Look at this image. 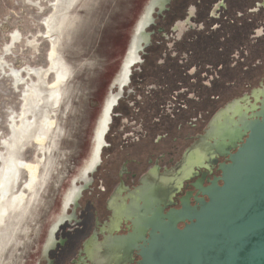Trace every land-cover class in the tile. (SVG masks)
Wrapping results in <instances>:
<instances>
[{"label": "flooded vegetation", "instance_id": "1", "mask_svg": "<svg viewBox=\"0 0 264 264\" xmlns=\"http://www.w3.org/2000/svg\"><path fill=\"white\" fill-rule=\"evenodd\" d=\"M163 1H144L103 99L91 153L73 176L46 231L42 251L90 176L74 209L84 192L94 195L97 200L90 217L96 230L88 234L85 245L75 249L77 256L73 254L68 259L72 261L64 264H115L103 247L106 237L132 232L131 219L145 204L160 205L167 213L182 208L184 202L196 205L197 199L208 200L203 189L214 180L223 184L220 165L229 163L244 124L264 104V0H167L158 8ZM154 13L164 20L158 24L155 47L171 37V56L180 64L185 62L180 71L143 72L142 68L132 72L134 65L148 64L143 54L152 43L147 30L155 23ZM151 17L153 22L145 28ZM160 28H165L162 33ZM148 34L150 40L140 50ZM123 97L125 157L120 161L109 152L105 160L103 151L115 145L110 139L113 111ZM97 173L100 177L94 176ZM74 220L83 221L76 214ZM59 243L64 246L67 238ZM50 250L47 264L65 259L66 252L51 259ZM140 260L137 250L127 249L118 264H140Z\"/></svg>", "mask_w": 264, "mask_h": 264}, {"label": "rangeland", "instance_id": "2", "mask_svg": "<svg viewBox=\"0 0 264 264\" xmlns=\"http://www.w3.org/2000/svg\"><path fill=\"white\" fill-rule=\"evenodd\" d=\"M144 1L0 0V169L3 157L16 150L45 180L33 191L24 188L23 169L26 177L17 190L28 201L20 207H9L10 196L0 190V264H35L41 255L64 192L91 153L103 99ZM153 16L147 30L152 43L143 59L163 22ZM61 62L70 73L56 79ZM142 66L134 65L132 72ZM124 106L125 97L113 111L111 135ZM44 118L54 123L40 143L37 130L24 132L25 122L40 126Z\"/></svg>", "mask_w": 264, "mask_h": 264}, {"label": "water", "instance_id": "3", "mask_svg": "<svg viewBox=\"0 0 264 264\" xmlns=\"http://www.w3.org/2000/svg\"><path fill=\"white\" fill-rule=\"evenodd\" d=\"M166 2L164 0L157 7L162 8ZM152 22L151 17L145 28ZM164 29L160 28L159 31L162 33ZM155 39L146 57L148 64L142 66L143 72L182 70L185 62L180 64L171 56V37L164 38L159 48L155 47ZM149 40L148 34L139 49L143 50ZM161 58L163 61H160ZM139 60L136 59L133 64ZM123 117L125 106L110 138L115 145L104 150L105 160L110 157L106 155L109 152L120 161L125 157L121 148L125 145ZM251 118L243 122V137L239 138L236 152L230 154L229 163L220 165L223 184L214 180L212 185L203 189L208 200L197 199L196 205L184 202L182 208L170 209L167 213L160 205L145 204L143 210L131 219L134 225L132 232L110 233L106 237L103 247L111 253L115 264L125 259L127 249L129 252L138 251L140 264H264V104L261 111ZM118 150L121 151L120 156ZM89 182L90 176L35 264H47L45 256L52 247L49 252L51 259L56 258L59 252H66L60 264L71 262L68 259L76 252L75 249L85 245L91 230H96L95 220L90 217L91 207L96 205L97 200L93 198L94 195H90L89 191L84 192L79 207L74 209L81 191ZM74 213L77 218L83 219L81 223L74 220ZM179 223H184V226L180 227ZM83 228H87L85 233L82 232ZM62 238H67L64 246L59 243Z\"/></svg>", "mask_w": 264, "mask_h": 264}, {"label": "bare ground", "instance_id": "4", "mask_svg": "<svg viewBox=\"0 0 264 264\" xmlns=\"http://www.w3.org/2000/svg\"><path fill=\"white\" fill-rule=\"evenodd\" d=\"M60 65L61 66L59 67V71L56 72V79H61V78L64 79L66 74L70 73L69 68H68L69 66H67L68 65L67 63L65 64L61 62ZM14 72H17V71L15 70ZM51 96L53 97V94H51ZM53 123L54 122L52 120L48 118H44L42 119L40 126H38L34 124V122L32 123L30 122V120H26L25 122L26 128L24 132L27 131L28 133H33L35 130H37L35 131L37 132V136H38L37 139L40 143H43L44 138L47 137L48 133L50 132V129L53 127ZM14 135H15V138H17L16 136L17 133ZM15 145H17L16 141L13 143V146ZM3 162H4V165L0 169V190L2 191L3 197L8 198L10 196L9 203L11 204L9 205V207L11 206L20 207L21 204L27 203L28 201V199L26 200V196L24 194L25 192L23 191V189H21L20 191L17 190L18 187L20 186V182L26 177L24 176V173H25L24 171L25 170L28 171V174H27L28 177L23 185L24 188H29L30 190L33 191L36 189V187L39 184H42V183L44 184L45 180L40 179L37 166L34 163H29L17 157L16 150L13 151L9 155V157L7 158L3 157ZM23 186H21V188H23ZM19 193L20 195H18ZM1 211L2 209L0 208V219H2Z\"/></svg>", "mask_w": 264, "mask_h": 264}]
</instances>
